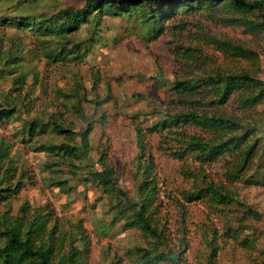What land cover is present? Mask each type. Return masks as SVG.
<instances>
[{"label": "trees", "instance_id": "obj_1", "mask_svg": "<svg viewBox=\"0 0 264 264\" xmlns=\"http://www.w3.org/2000/svg\"><path fill=\"white\" fill-rule=\"evenodd\" d=\"M114 20H119L120 29L128 36L146 43L156 42L169 32L176 37L196 28L197 39L215 45L225 57L223 65L206 66L204 71L177 77L170 84V89L181 97L192 96L204 109L161 112L152 106L155 119L144 128L135 126L134 186L129 191L120 186L109 163V147L98 150L94 146V124L99 120L106 124L108 115L105 110L99 117L85 113L83 104L91 102L87 88L78 84L71 92H62L68 99L65 108L83 122L82 127L76 122L67 124L62 114L32 116L34 111L26 97L33 94L35 83L27 86V78L33 74L36 80V75L33 71L20 73L4 97L0 96V128L8 127L13 120L21 125L11 136L0 131V264H87L91 245L83 221L68 220L69 226L63 227L51 204L32 206L24 201L14 213L13 202L28 186L35 185L25 160L16 152L18 142L48 158L42 164V173L48 176L44 181L49 189L72 194L75 187L70 186V178H65L72 173L79 183L101 191L102 198L109 201L107 231L119 226L125 232H138L146 242L127 251L137 264H189L185 258L191 248L186 204L176 200L181 221L180 250L171 248L166 222L158 212L160 192L148 140L153 136L159 137V148L171 158L181 162L193 159L201 164L197 171L182 170L190 176L192 185L180 194L187 204L208 210L211 225L204 222L199 226L205 243L199 264H217L219 252L227 243L239 249L247 262L264 264V247L258 242L264 234L254 226L264 220V212L241 196L239 188L264 190L261 56L256 48L211 35L198 22L218 23L264 40V0H72L64 6L57 0H0V27L31 34L45 46V57L56 65L83 64L96 45L104 44V34L113 29ZM83 28H87V34L79 38L77 34ZM176 54L191 63L197 62L194 59L198 54L204 61L209 59L200 49L182 44ZM9 60L15 62L17 58H10L9 51L0 53V81L9 73ZM23 88L22 99L19 91L24 92ZM110 96L108 90L103 98L97 97L94 107L103 109V100ZM229 104L235 113L218 110ZM190 130L196 134H190ZM213 165L221 169L219 182L209 179L203 167ZM214 219L219 223L214 224Z\"/></svg>", "mask_w": 264, "mask_h": 264}, {"label": "rangeland", "instance_id": "obj_2", "mask_svg": "<svg viewBox=\"0 0 264 264\" xmlns=\"http://www.w3.org/2000/svg\"><path fill=\"white\" fill-rule=\"evenodd\" d=\"M59 4H69L72 0H57ZM54 4V3H52ZM112 30L105 32L104 44L96 45L88 54L85 62L79 66H63L50 63L45 46L29 33L16 31L13 28L0 27V53L9 51L10 58H17L15 62H9L6 79L0 81V96L4 97L11 83L20 73L33 74L27 78V86L35 83L33 94L26 97L30 100L29 106L38 114H62L63 121L67 124L76 122L83 126V122L75 113L68 112L64 103L66 98L62 92H71L78 84L87 88V102L83 104L86 114L101 116L106 111L107 123L96 122L92 135L94 146L99 150L104 146L109 147V163L119 177L120 186L126 190L133 191L134 167L132 160L137 152L135 141V126L144 128L151 120H154L153 107L161 112H189L192 109L203 110L197 106V100L192 96L181 97L170 89L177 77L192 76L197 72L205 70L206 66L213 64L223 65L225 57L215 48V45L195 37L196 28H192L187 34L174 37L170 32L153 43H146L134 35L128 36L120 29L119 20L112 21ZM199 24L211 35L239 43L244 46H251L259 50L264 79V40L254 39L247 36L242 30L226 28L218 23L198 21ZM194 23V22H193ZM87 28H83L77 34L84 38ZM78 38V39H79ZM177 41V43L175 42ZM198 48L209 57L207 60L200 59L199 54L193 63L185 56H178L176 51L179 45ZM19 58V59H18ZM95 88V89H94ZM24 89V88H23ZM108 90L111 96L103 100V109L94 107V100L103 98ZM23 91H19L22 99ZM83 93V91H82ZM189 100L192 103H184L180 100ZM220 112L233 114L234 106L229 104L226 107L218 108ZM140 114V117L136 115ZM162 115H165L162 113ZM135 116V117H130ZM135 124V125H134ZM137 124V125H136ZM19 121H11L6 128L0 131L11 136L15 129H20ZM195 131V130H194ZM190 130V134H196ZM108 138V145H107ZM152 146V154L155 160V173L157 175L159 196L158 212L163 221L166 222L170 237V245L173 250H180L181 221L176 208V200L186 204L189 213L187 222V237L191 245L186 260L189 264H199L202 253L205 250V243L199 226L202 223L211 225L208 221V210L202 205H189L180 195L181 191L188 190L192 180L183 169L199 170L200 165L193 159L187 161L175 160L165 154L159 148V137H148ZM19 151V158L26 162V169L35 181L34 186H28L22 192L19 199L12 204L16 213L22 202L27 201L32 206L51 204L59 217L60 223L67 228L70 221H83L84 228L89 236L91 245L89 255L86 258L87 264H110L117 260L119 264H137L127 251L138 245H146L145 240L136 231H122L119 226L107 231L111 217L107 213V198H102L101 191L92 186L89 187L79 183V180L70 175V186L75 187L72 194L60 193L59 189H49L44 181L47 174L42 173V164L47 161L44 154L33 152L29 147L16 144V152ZM95 157V156H94ZM93 164V161H90ZM209 179L220 181L221 169L219 166H203ZM67 171V169H66ZM241 196L246 197L250 203L261 208L264 212V190L261 188H250L246 190L239 185ZM244 189V190H243ZM212 220V219H210ZM213 221V220H212ZM219 220L214 219V224ZM259 233L264 234V220L254 223ZM220 233V230H219ZM259 246L264 247V237L259 241ZM232 246V245H231ZM228 243L223 244L219 252L217 264H252L247 262L246 256L231 247ZM117 262V263H118Z\"/></svg>", "mask_w": 264, "mask_h": 264}]
</instances>
